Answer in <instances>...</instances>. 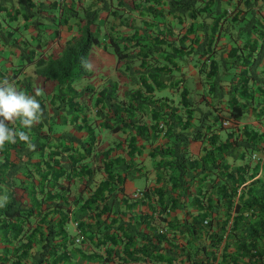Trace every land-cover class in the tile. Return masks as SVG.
<instances>
[{
    "label": "trees",
    "instance_id": "1",
    "mask_svg": "<svg viewBox=\"0 0 264 264\" xmlns=\"http://www.w3.org/2000/svg\"><path fill=\"white\" fill-rule=\"evenodd\" d=\"M68 1L0 0V55L8 51L16 58L9 67H0V80L7 78L33 95L37 89L29 71L51 82V90L37 97L44 115L30 131L35 151L19 141L0 150V194L6 191L10 198L7 207L0 209V240L29 231L30 244L37 238L42 241L32 255V262L40 264L66 240L80 183L83 189L96 184L93 194L100 197L99 213L111 209L117 198L116 182L122 180L114 170H127L125 161L133 159L136 143H130L128 159L120 153L111 156L117 147L103 150L97 137L104 130H133L148 142L149 129L157 136L163 131L166 139L148 149V154L166 157L158 168L171 187L183 185L189 167L197 164L188 155L189 143L206 139L211 149L221 137L215 130H226L218 149L230 152L238 147L245 162L235 170L224 163L220 192L209 209L218 211L223 205L224 212L231 213L243 206L257 208L261 216L250 224L253 229L264 228V175L253 180V185L260 183L248 189L242 203L233 200L246 170L257 169L260 160L264 165V0H117L126 14L119 19L123 29L112 30L109 44L128 81L121 96L119 78H106L101 87L82 83L94 75L90 52L100 43L96 23L100 9L89 3L81 15L75 9L77 0ZM109 1L100 0L101 7ZM70 15L75 16L76 32L65 39L59 52L46 50L47 42L60 36L61 20L69 23ZM29 23L32 33L26 30ZM41 23L54 24V29L47 31ZM111 27L116 26L111 23ZM193 72L198 73L202 88L187 84ZM164 89L169 93H161ZM145 115L149 121L142 120ZM245 116L258 123L240 125ZM75 122L78 129L87 130L86 137L64 128ZM116 144L121 147V142ZM253 152L259 157L251 164ZM154 193L164 210L171 199L180 197L167 185ZM136 232L137 239H143L138 249H105L96 256L100 264L172 262L164 252L171 250L166 249L164 232L154 233L158 242L150 234ZM221 239L212 244L216 247ZM246 244L255 247L251 240ZM198 250L180 255V262L209 264L198 257ZM255 264H262V257Z\"/></svg>",
    "mask_w": 264,
    "mask_h": 264
},
{
    "label": "crops",
    "instance_id": "2",
    "mask_svg": "<svg viewBox=\"0 0 264 264\" xmlns=\"http://www.w3.org/2000/svg\"><path fill=\"white\" fill-rule=\"evenodd\" d=\"M103 75L105 78H119L121 82L125 83L124 86L118 87L120 96L128 87L127 78L123 76L121 70H107ZM148 118L145 115L142 120L149 121ZM244 122L246 123V121H241L239 124L242 125ZM64 128L74 131L77 136L82 138L86 137L88 133L85 128L78 129L77 122L75 125L69 124ZM219 131L221 130H215V132ZM162 133L164 132L161 131L157 136V133H151L149 129L148 137L150 141L158 139L160 143L166 139ZM97 137L100 138L99 143L103 150L110 149L115 146L114 144L121 142L120 150L117 151L115 147L112 151L110 149L113 153L111 156L122 151L127 159L131 157L129 155L131 152L129 150L130 143H136L135 149H132L133 159L125 161L127 170H114L122 177L121 181L116 182L117 198L110 210L99 213L100 197L93 194L96 184L87 187V190V188L83 189V184L80 183L78 190L75 189V219L72 215L67 227L68 234L63 237L67 241L65 240L64 243L62 242L60 246L56 247V250L40 264H100V259L96 256L98 253L104 254L105 249H138L139 245L143 244V239H137V230L143 234H150L153 242H158L154 233L164 232L166 249H171L164 251L166 257L168 256L172 261L169 264H193L187 260L180 261L183 258L181 256L186 255L189 251L192 254L194 249H199L196 254L198 257L208 260L209 264H255L261 257L262 264H264V228L253 229L250 224L256 223L260 218L261 214L258 209H248L243 206L238 211L233 209L231 213L224 212L223 205L218 211L211 212L209 209V204L216 203L220 192V183L223 182L222 175L226 171L224 163H229L228 168L235 170L245 162L241 149L235 147L230 152L219 150L218 143L225 140L223 136L219 137L211 149H209L210 146L206 139L189 143L188 155L190 159L195 158L197 164L189 167L184 177L186 182L183 185L171 187L167 184L164 171L158 168L166 157L150 156L152 162L146 166V156H149L148 149L146 152L144 151L146 141L133 130L118 132L104 130L99 131ZM216 137L215 134L213 138ZM258 154L257 152L251 154V164L259 157ZM259 162L260 166L257 169L251 166L242 175L245 179L237 187V194L233 197L234 201L242 203L247 196L248 189L251 190L257 184L259 185L260 182L253 185V180L262 179L264 175L263 161ZM144 168L146 174L142 175ZM97 174L100 177L102 175ZM141 176H144L146 180L144 187L135 186V179ZM165 185L169 189H173L174 195L178 194L180 197L171 199V203L164 210L160 198L154 196V192L159 186ZM137 189H146V191L134 196L133 193ZM88 194L90 195L89 199L86 198ZM85 199L87 200L84 202ZM22 200H25V197L21 198V205H24ZM104 200L106 197L102 198L103 202H105ZM115 206H117L116 210H114ZM204 219H207V224L203 223ZM52 221L55 223L54 220ZM187 223L194 227L193 233ZM73 231L74 233H72ZM21 232L23 233L21 237L0 240V264H34L32 255L41 248L42 241L37 238L36 242L30 244L27 241L29 231L25 233L22 230ZM258 232L259 234L255 238L251 237ZM220 236L222 239L217 241L218 244L215 247L212 241ZM133 239L135 242L131 243ZM250 240L255 246L251 249L246 244ZM201 249H207V251L202 252ZM254 250L256 251L254 252ZM253 254L255 256H252ZM258 254L260 255L256 258ZM60 255H65V258H61ZM104 264H108V262ZM155 264L158 262L156 261Z\"/></svg>",
    "mask_w": 264,
    "mask_h": 264
},
{
    "label": "rangeland",
    "instance_id": "3",
    "mask_svg": "<svg viewBox=\"0 0 264 264\" xmlns=\"http://www.w3.org/2000/svg\"><path fill=\"white\" fill-rule=\"evenodd\" d=\"M71 2V0L68 1V3ZM91 4V6L93 7H98L100 9V16L99 18L96 20V23L98 26H100V32L98 33V37L100 40V43L98 45H94L91 49L90 52V60L92 63V67L94 69V75L92 74L90 77L88 78H84L82 81V83H89V84H93L95 86H99L103 83H105V77L103 75L104 71L107 70H111V71H117L120 70L119 69V64L115 61V57L113 52L111 51V47H110V40H109V35L112 32L113 29L117 28L119 30H122V23L119 22V19L122 17V15H124V13L126 14V11L124 12L121 8L117 7V5H120L117 0H110L109 2H107L106 7H101V3L100 0H77L75 3V9L78 11V13H80L81 15L83 14V9L86 5ZM64 7V11H65ZM70 13V9L68 10ZM67 11V13H68ZM64 13V12H63ZM112 13H115L112 15ZM129 13V12H127ZM64 15V14H63ZM62 15V16H63ZM134 15V14H133ZM72 18H69V23L67 22H63L61 20V24L58 26L59 30H60V36L57 39L54 40H50L49 42H47L46 45V50H53L54 52H59L60 49L63 46V43L65 41V39L72 33V32H76V25H75V16L73 17L72 15H70ZM64 17V16H63ZM135 17V15H134ZM62 18V17H61ZM135 22L138 23L139 22V18L135 17ZM48 23V22H47ZM47 23H41V27L46 29L47 31H52L54 29V24H47ZM114 24L116 27H110V24ZM48 25V26H47ZM27 31L29 33L34 32L35 30L33 29V27L31 26V24H27ZM16 61V58L11 55L8 51H3L0 55V67L5 68V67H9L11 64H13ZM28 74L31 75V83H32V87L36 88V89H40L42 90L43 95L45 96L46 93L49 92V90H51V82L44 80L42 77L37 76L35 74H33V72L29 71ZM15 86L21 90V88L18 86L17 83H14ZM187 84L191 87H196V88H202L200 79L198 77V73L197 72H193L192 75L188 78L187 80ZM125 83L121 82L120 83V87L124 86ZM161 93L164 94H168L169 91L167 90H162ZM175 98H177V95H174ZM197 114V111L194 112V115ZM241 121H246V123H253L256 122L257 120H255L254 118H252L251 116H245L241 119ZM193 122L195 123V120H193ZM258 123V122H256ZM219 136H226V130H221L218 132ZM160 141V140H159ZM159 141H146L144 143L145 149L144 151L146 152L147 149H150L152 146L158 145ZM117 148V151L121 149V147H118L119 144H114ZM116 151V153H117ZM148 151V150H147ZM119 155H123V157H125V154L121 151L119 152ZM146 160L145 163L147 164L146 166H149L152 162V159L149 156H146ZM137 159V158H135ZM143 168V167H142ZM146 174L145 168H144V172L142 175ZM98 177H100L99 175H97ZM146 180L144 176L141 177H137L135 179V186H141L144 187L143 185L145 184ZM73 215V219H75V213H72ZM73 229V228H72ZM75 231V230H74ZM74 231L72 233H74Z\"/></svg>",
    "mask_w": 264,
    "mask_h": 264
},
{
    "label": "clouds",
    "instance_id": "4",
    "mask_svg": "<svg viewBox=\"0 0 264 264\" xmlns=\"http://www.w3.org/2000/svg\"><path fill=\"white\" fill-rule=\"evenodd\" d=\"M85 67L91 70L88 62H85ZM41 95L39 89L34 95L28 94L7 78L0 80V150L6 144H16L19 141L30 151H35L36 145L32 142L30 131L44 115L37 99ZM9 202L6 191L0 194V209L6 208Z\"/></svg>",
    "mask_w": 264,
    "mask_h": 264
},
{
    "label": "built area",
    "instance_id": "5",
    "mask_svg": "<svg viewBox=\"0 0 264 264\" xmlns=\"http://www.w3.org/2000/svg\"><path fill=\"white\" fill-rule=\"evenodd\" d=\"M224 124H225V122H224ZM161 125H163V123H161ZM161 125H160V126H161ZM253 157H254V155H253ZM142 192H143L142 189H137V190L134 191L133 194H134V196H138V195H140ZM207 222H208L207 219H204V220H203V223H204V224H207ZM75 224L77 225V222H76ZM79 231H80V230H79ZM255 251H256V250H254V252H255Z\"/></svg>",
    "mask_w": 264,
    "mask_h": 264
}]
</instances>
